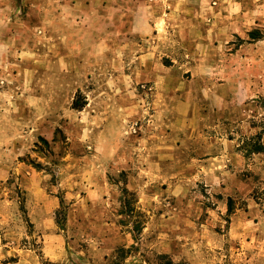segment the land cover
<instances>
[{
    "label": "rangeland",
    "instance_id": "374dc122",
    "mask_svg": "<svg viewBox=\"0 0 264 264\" xmlns=\"http://www.w3.org/2000/svg\"><path fill=\"white\" fill-rule=\"evenodd\" d=\"M256 140L264 0H0V264H264Z\"/></svg>",
    "mask_w": 264,
    "mask_h": 264
},
{
    "label": "trees",
    "instance_id": "16d2710c",
    "mask_svg": "<svg viewBox=\"0 0 264 264\" xmlns=\"http://www.w3.org/2000/svg\"><path fill=\"white\" fill-rule=\"evenodd\" d=\"M249 36L251 38H258L259 37V31L254 29L248 32ZM43 140V139H42ZM249 152H264V144L259 141H253V143H251L250 147H248ZM227 205H228V210L231 209V200L228 199L227 201Z\"/></svg>",
    "mask_w": 264,
    "mask_h": 264
}]
</instances>
